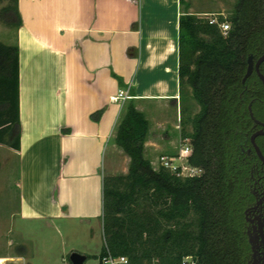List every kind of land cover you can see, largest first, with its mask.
Instances as JSON below:
<instances>
[{
  "label": "crops",
  "instance_id": "crops-1",
  "mask_svg": "<svg viewBox=\"0 0 264 264\" xmlns=\"http://www.w3.org/2000/svg\"><path fill=\"white\" fill-rule=\"evenodd\" d=\"M188 5L17 0L21 130L19 151L9 152L18 162L16 216L24 225L101 227L102 178L116 176L120 159L129 165L113 141L129 100L149 124L144 155L161 147L151 140L153 124L162 127L167 114L180 111L179 18L212 14L190 13ZM123 90L131 98L113 100Z\"/></svg>",
  "mask_w": 264,
  "mask_h": 264
},
{
  "label": "trees",
  "instance_id": "trees-1",
  "mask_svg": "<svg viewBox=\"0 0 264 264\" xmlns=\"http://www.w3.org/2000/svg\"><path fill=\"white\" fill-rule=\"evenodd\" d=\"M4 1L1 14L18 29L17 0ZM216 20L228 23L225 34L194 15L183 14L178 22L180 98L189 87L199 106L186 120L191 132L182 128L181 135L190 139L188 163L202 172L180 178L154 170L144 157L148 121L129 100L113 139L129 165L124 175L102 178L104 243L98 257L107 249L130 264H180L186 256L199 264H245L247 166L236 144L247 123L240 97L246 59L264 54V0H236L230 14ZM20 130L19 49L0 42V145L19 151Z\"/></svg>",
  "mask_w": 264,
  "mask_h": 264
},
{
  "label": "rangeland",
  "instance_id": "rangeland-1",
  "mask_svg": "<svg viewBox=\"0 0 264 264\" xmlns=\"http://www.w3.org/2000/svg\"><path fill=\"white\" fill-rule=\"evenodd\" d=\"M185 1L189 4L190 13H212L206 15L210 17H198L216 19L219 16L227 17L236 0ZM7 5V1H0V42L10 45L15 42L16 28L10 26L7 17L1 14L2 8ZM181 109L185 111L183 114ZM198 111L199 106L192 99L190 88L184 87L179 115H174V118L167 114L162 127L153 124L151 140L157 141L161 147L158 150L148 148L144 156L154 170L162 168L160 158L163 156L178 157L185 146L192 152L190 139L182 137L181 130L184 128L186 133L191 132L186 120ZM119 165L120 169L115 175L126 174L128 166L122 159ZM18 175L16 157L7 146L0 145V260H5L3 264H71L69 256L73 252L86 256L84 264H99L98 255L104 243L102 224L100 227L99 221L90 224L58 222L55 225L43 222L24 225V222L19 221L16 216L19 202L16 187ZM27 225H31L30 230H26Z\"/></svg>",
  "mask_w": 264,
  "mask_h": 264
},
{
  "label": "flooded vegetation",
  "instance_id": "flooded-vegetation-1",
  "mask_svg": "<svg viewBox=\"0 0 264 264\" xmlns=\"http://www.w3.org/2000/svg\"><path fill=\"white\" fill-rule=\"evenodd\" d=\"M262 55L247 57L241 79L243 93L240 97L247 123L244 130L239 131L236 148L247 166V194L242 211V234L247 249L245 264H264V84L258 75L264 77V61L256 66ZM249 57H252L251 72L244 80Z\"/></svg>",
  "mask_w": 264,
  "mask_h": 264
},
{
  "label": "built area",
  "instance_id": "built-area-1",
  "mask_svg": "<svg viewBox=\"0 0 264 264\" xmlns=\"http://www.w3.org/2000/svg\"><path fill=\"white\" fill-rule=\"evenodd\" d=\"M209 24H216L220 31L225 34L229 30L228 23H218L216 19H208ZM128 90L120 91L113 100H127L130 99ZM191 151L188 146L183 147L178 157L163 156L160 158V166L180 178H194L198 177L202 170L194 167L188 163V157ZM99 264H130L125 256H113L107 249L99 257ZM180 264H199L192 256L183 257Z\"/></svg>",
  "mask_w": 264,
  "mask_h": 264
},
{
  "label": "water",
  "instance_id": "water-1",
  "mask_svg": "<svg viewBox=\"0 0 264 264\" xmlns=\"http://www.w3.org/2000/svg\"><path fill=\"white\" fill-rule=\"evenodd\" d=\"M248 60H249V68H248L247 73H246L245 76H244V80L249 76V74H250V72H251L252 57H249ZM262 61H264V55H262V56L258 59V61H257V63H256V66L258 67L259 64H260ZM258 75H259L260 79L262 80V82H263V84H264V77H263L261 74H259V73H258ZM69 260H70V263H71V264H84L85 261H86V256H85V255H82V254H79V253H76V252H73V253L70 254V256H69Z\"/></svg>",
  "mask_w": 264,
  "mask_h": 264
}]
</instances>
